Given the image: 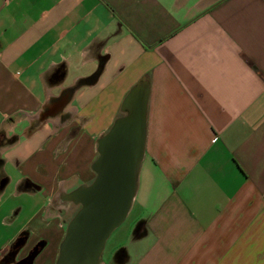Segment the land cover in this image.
Here are the masks:
<instances>
[{
    "label": "crops",
    "instance_id": "1",
    "mask_svg": "<svg viewBox=\"0 0 264 264\" xmlns=\"http://www.w3.org/2000/svg\"><path fill=\"white\" fill-rule=\"evenodd\" d=\"M143 80L130 223L98 264H264V0H0V264H54L60 193Z\"/></svg>",
    "mask_w": 264,
    "mask_h": 264
},
{
    "label": "water",
    "instance_id": "2",
    "mask_svg": "<svg viewBox=\"0 0 264 264\" xmlns=\"http://www.w3.org/2000/svg\"><path fill=\"white\" fill-rule=\"evenodd\" d=\"M149 88L139 81L124 96L111 127L96 140L97 157L89 184L60 193L78 207L65 227L54 264H98L109 236L125 220L138 187L144 157ZM37 248L21 264H32Z\"/></svg>",
    "mask_w": 264,
    "mask_h": 264
},
{
    "label": "rangeland",
    "instance_id": "3",
    "mask_svg": "<svg viewBox=\"0 0 264 264\" xmlns=\"http://www.w3.org/2000/svg\"><path fill=\"white\" fill-rule=\"evenodd\" d=\"M245 209H246L245 202H241L233 210H231V212L228 214V216L225 217V219L223 220V226L228 228L229 230L236 229L237 231L235 232V234L239 235L238 225H239V222L242 220L243 213L245 212ZM77 210H78L77 206H74V205L70 206V208L68 210V213L66 214V219L68 220V222L72 218V216L76 213ZM129 223H130V219L127 217L126 220L122 223V225L118 229H116L114 232H112V234L109 236V238L107 239V241L105 243V246H104L105 249H103V254H106L104 252H106L108 246L113 242V240H114V238L116 236L114 234H117L115 232H120V231H117L120 228H121L120 230H122L124 228H128L127 226L129 225ZM10 235L11 234L9 233V237H10ZM6 239H8V238H6ZM22 245H23V241L21 240L15 246L14 251L19 249ZM36 248L38 250V247H36ZM34 249L35 248H33L31 251H33ZM14 251H12V252H14Z\"/></svg>",
    "mask_w": 264,
    "mask_h": 264
},
{
    "label": "trees",
    "instance_id": "4",
    "mask_svg": "<svg viewBox=\"0 0 264 264\" xmlns=\"http://www.w3.org/2000/svg\"><path fill=\"white\" fill-rule=\"evenodd\" d=\"M22 240V238H19L16 242H15V244L12 246V248L14 249L15 248V246L19 243V241H21Z\"/></svg>",
    "mask_w": 264,
    "mask_h": 264
},
{
    "label": "built area",
    "instance_id": "5",
    "mask_svg": "<svg viewBox=\"0 0 264 264\" xmlns=\"http://www.w3.org/2000/svg\"><path fill=\"white\" fill-rule=\"evenodd\" d=\"M213 141H214V139H213Z\"/></svg>",
    "mask_w": 264,
    "mask_h": 264
}]
</instances>
